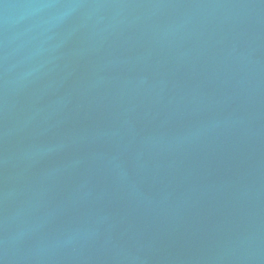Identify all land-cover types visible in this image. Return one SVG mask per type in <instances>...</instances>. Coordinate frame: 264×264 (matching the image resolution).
I'll return each instance as SVG.
<instances>
[{"label":"water","instance_id":"95a60500","mask_svg":"<svg viewBox=\"0 0 264 264\" xmlns=\"http://www.w3.org/2000/svg\"><path fill=\"white\" fill-rule=\"evenodd\" d=\"M0 264H264V0H0Z\"/></svg>","mask_w":264,"mask_h":264}]
</instances>
